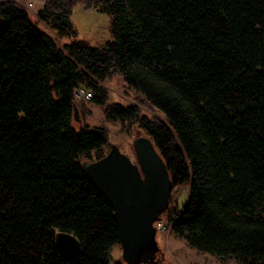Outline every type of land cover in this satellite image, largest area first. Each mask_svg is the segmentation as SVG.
Masks as SVG:
<instances>
[{
	"label": "trees",
	"instance_id": "16d2710c",
	"mask_svg": "<svg viewBox=\"0 0 264 264\" xmlns=\"http://www.w3.org/2000/svg\"><path fill=\"white\" fill-rule=\"evenodd\" d=\"M77 4L109 16L110 42L76 39ZM37 19L69 41L0 3V264H112L113 210L82 167L108 138L72 126L78 89L152 141L173 187L189 186L174 235L222 262L264 264V0H46ZM113 75L164 121L108 105ZM58 232L79 241L75 258L56 249Z\"/></svg>",
	"mask_w": 264,
	"mask_h": 264
},
{
	"label": "water",
	"instance_id": "95a60500",
	"mask_svg": "<svg viewBox=\"0 0 264 264\" xmlns=\"http://www.w3.org/2000/svg\"><path fill=\"white\" fill-rule=\"evenodd\" d=\"M74 121L78 108L73 105ZM134 162L109 144V150L99 160L83 162L85 176L113 210L125 264H146L154 260L158 250L154 226L169 208L173 189L162 157L152 141L137 135L132 141ZM58 252L67 260L81 251L79 241L70 234L58 232L55 238Z\"/></svg>",
	"mask_w": 264,
	"mask_h": 264
},
{
	"label": "rangeland",
	"instance_id": "374dc122",
	"mask_svg": "<svg viewBox=\"0 0 264 264\" xmlns=\"http://www.w3.org/2000/svg\"><path fill=\"white\" fill-rule=\"evenodd\" d=\"M46 0H0L1 2H13L23 6L29 13L32 21L45 33L49 34L58 45H63L69 40L66 38H58L56 33L50 27L37 19V12L41 9ZM28 3H32L33 7L27 9ZM73 30L76 33V39L84 41L91 47H100L110 42L111 38V22L108 15L99 12L95 4L89 9H84L77 4L70 16ZM101 86L108 95L107 104H119L122 106L137 105L140 113L151 119H159L164 121L162 114L154 110L143 101L137 94L128 90L121 76L113 75ZM78 119L74 121L72 126L77 130L83 126L89 128L105 129L109 144L116 145L119 151L126 155L134 162V154L132 151V141L138 135H143L137 131L134 125H120L112 123L104 118L103 108L95 106L91 100H77ZM145 136V135H143ZM109 149H106L107 152ZM189 186L180 184L174 186L170 195V205L168 210L158 218L156 223H162L164 229H158L156 224L155 240L158 250L155 252L154 260L146 264H232L231 261H220L215 257L200 253L191 248L186 242L173 234L172 223L182 213L186 204ZM121 245H115L110 252L112 264H125L122 259Z\"/></svg>",
	"mask_w": 264,
	"mask_h": 264
},
{
	"label": "built area",
	"instance_id": "2783aa9c",
	"mask_svg": "<svg viewBox=\"0 0 264 264\" xmlns=\"http://www.w3.org/2000/svg\"><path fill=\"white\" fill-rule=\"evenodd\" d=\"M33 7V5H32V3H28V5H27V9H31ZM75 98L77 99V100H85V101H87V100H90L91 98H92V94H91V92L90 91H84V90H82V89H78L77 91H76V93H75ZM156 224V227L158 228V229H164L163 228V226H162V223H155Z\"/></svg>",
	"mask_w": 264,
	"mask_h": 264
}]
</instances>
